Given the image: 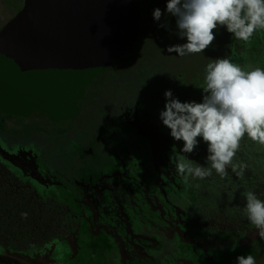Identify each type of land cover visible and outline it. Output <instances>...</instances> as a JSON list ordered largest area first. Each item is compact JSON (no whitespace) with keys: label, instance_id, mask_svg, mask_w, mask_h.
Segmentation results:
<instances>
[{"label":"flooded vegetation","instance_id":"obj_1","mask_svg":"<svg viewBox=\"0 0 264 264\" xmlns=\"http://www.w3.org/2000/svg\"><path fill=\"white\" fill-rule=\"evenodd\" d=\"M10 17H8V19ZM7 20H5L4 23ZM142 20L143 18H140L139 32L136 39L137 41H135L137 44V51L134 58H126L127 55L134 51L132 50V46L127 55L107 67L87 85L83 96L78 100V105L80 103H86V105H88L93 98H99V94L103 87L118 81L120 73L125 70L133 69L135 76L134 80L128 78L124 81H118L117 83H119V86L123 88L112 90L109 95H105V100H102V102L100 100L101 104L106 102V97H108L106 102L107 105L104 108L107 113L106 120L100 121L98 126L92 127V129L86 128L87 120L85 119L84 121H80V124H78V122H74L73 124L70 123L74 126L75 131L84 133L86 143L80 145L81 149L83 151L91 149L89 153L95 152L105 161L103 165L106 164V167L98 168L96 172H105V175L102 176L105 177L108 176V173L109 176H111V172H116L118 170V168H116L117 166H119L120 169L124 168V172H120L118 179L120 180L122 188L126 187L133 190V193L128 192V199L126 200V203L132 209L128 210L130 215L127 216L122 212V218L118 217L111 219L112 221L109 223L101 222L106 219L104 216V205L107 206L110 202L105 201L102 205L100 204L102 201L100 200V195L105 192L101 189L95 192L91 190V188L84 190V193L90 197V199L87 200L78 196L79 193L76 192L75 188L83 185H85V187L90 186L89 181L83 179V182H80L78 178L63 180L60 179V175L56 172H53V175L50 177L41 175V187L38 188L37 192H39V196L37 197V192H34V185L27 184L25 172H0V185L5 188L6 191L8 188L13 194V190L16 189V196L19 195L18 193L20 192H24L26 195H30L28 191L33 193L34 196L31 200H23V203L28 204L32 209L41 211V203L47 206L51 205V203H58L53 207L66 210L67 216L63 215L65 220L64 223H58L57 231L51 232L52 234L48 236V239L55 240L54 245L53 243L45 244L46 238L41 239V242H44L43 247L41 246V242L29 241V245L35 246L32 254L38 256L40 261H46L50 264H66V261L71 260L70 264L74 262L80 264L77 262L78 258L84 257V264H152L153 258L145 259L146 254L153 255L157 250L173 247V252L178 255V258H176L177 261L173 262L171 259H169V261L168 257L164 256L166 261L161 264H183L186 255L192 256L190 254V252H192V238L187 236L184 230L186 227H183V224H187L188 226L190 221L194 223L192 221L194 215L197 213L201 215V212L209 210L210 204L214 205V199H217L218 194L216 192L224 193L226 196L228 192L227 184H225L226 182H230V202L228 203L231 205V212L235 211V214H232L233 225L231 234L226 239V242H224V246L230 240H232L233 247L236 246L238 239L237 232L241 230L243 225L251 224L243 215V208L246 203L244 193L248 190L254 191L259 199L264 200V172H253L255 159L264 157V146L262 150L261 145H259L260 147L258 148L256 145L258 143L246 137L243 144L245 146L244 162L239 163V161H237L234 163L245 168L242 177L237 176L234 172H230L224 179H221L220 176L214 179L213 173L203 180L189 179L186 181L188 184H193L195 182L197 186H201L202 190H193L192 195H189L187 199L183 197L184 194L181 195L180 183H184L185 180L176 171L175 164L177 158L192 159L193 162L199 161L191 156V153L181 152L183 141H177L172 138L170 129L164 126L159 118V113L164 109L166 102L164 96L165 91L176 86L173 82L178 83L180 80L170 78L168 73L165 72V69L162 68L163 65L160 62H156L158 64L156 67H159V71H161L159 74L154 70L147 72L146 66H151L152 68V66L155 65L153 59L148 57L145 58L143 52L140 51L141 49L138 50V47H140L139 44L141 43L139 38L143 30ZM4 23H2V25ZM2 25H0V27ZM243 62L244 59H240L238 64L243 66ZM130 82H135L136 86H138L136 91L132 94H128V89L124 88V86L126 87ZM164 86L165 88L162 90L161 88ZM181 86L183 88L182 81ZM175 90L174 93L178 94L177 98L181 102L193 100L196 102L202 101V88L192 97H190L188 91L185 92L184 89L182 92H175ZM82 114L83 113H80V110H78L72 118H81ZM7 115L13 117H8L6 119L0 117V130L7 129V126H11L13 129L19 124L33 117L35 118L36 113L28 117L13 114ZM6 121L9 125L6 124ZM62 122L63 123L58 122L60 124L54 123V128L56 130L63 128L67 130L71 129L69 126L64 127V124H68L67 121ZM108 124L111 126L109 130H106ZM82 127L85 128L79 131ZM97 137L103 140L102 144H95V139ZM200 139L202 138H198L199 141ZM120 143L122 146L118 148L119 155L115 156L114 152L116 150V145H120ZM1 144L0 141V148L2 147ZM27 149H30V147H20L16 145L10 149V153L26 157V152H24V150ZM196 149L198 150V147L195 148V150ZM83 151L81 155L88 154L83 153ZM194 152L196 151H193V153ZM81 155L79 154V157ZM127 155L128 157L126 158ZM0 158L5 160L10 167H17L13 160L9 159L10 157L0 153ZM115 159H117L116 164ZM25 163H27V157ZM109 170H111V172ZM101 180L104 181L102 178ZM127 180H130V183L126 185L125 182ZM61 182L65 183L69 189L67 190V186L63 185ZM222 184L226 187H223ZM48 187L54 188L60 193V199H58V201L53 199L46 200L45 198L44 200L41 199V192L45 193ZM166 188L171 192H174V190L176 191L175 195L172 196L175 198L173 203L169 202L171 196L166 195ZM224 191H226V193ZM153 192L156 193V196L159 198V204L153 206V197L150 196L149 198L151 200L145 204L146 207L142 206V208H140V214L136 215L135 212L137 209L135 204L142 201L143 194H152ZM50 194L53 196L54 193L50 192ZM226 198L229 197L226 196ZM144 200L146 199L144 198ZM36 202H38V204H35ZM117 202H122V199L117 198L111 201V204ZM51 207L52 206H49V208ZM174 207L175 210H171ZM178 209H180V211H178ZM147 210H149V216L145 218L142 217L141 213ZM10 214L11 213H9V216ZM39 217L41 218V214ZM77 220L84 221V226L79 225ZM89 220H93L92 223H89ZM179 220H181V222ZM101 224L105 225L107 232L96 231ZM145 225L159 227L153 228L145 235L143 234ZM153 230L158 231V233ZM169 231L176 232V237L181 240L180 244L178 241L177 245L171 243L169 246V241H172V239H170L172 236ZM211 245L210 243L207 245V254L216 248L215 246L211 248ZM50 247H52L54 253L50 252ZM234 250H236V248ZM8 251L11 253L10 256L13 255V253L19 255V253L11 251V249ZM207 254L204 257H206ZM8 259L10 261L0 257V264H20L18 260L16 261L14 259V261H11L10 257ZM189 259L193 260V258ZM34 264L41 263L35 262Z\"/></svg>","mask_w":264,"mask_h":264},{"label":"rangeland","instance_id":"obj_2","mask_svg":"<svg viewBox=\"0 0 264 264\" xmlns=\"http://www.w3.org/2000/svg\"><path fill=\"white\" fill-rule=\"evenodd\" d=\"M21 1L22 0H0V25H2V23H4V21L7 20L8 17H10L16 10H18ZM166 4L167 0L154 1L151 13H153L155 8H160L162 11V16L159 21L154 20L153 15L151 16L152 20L157 22V24L155 25L153 32L151 31L149 33L145 45L142 48L145 52L143 56L145 58L148 57L153 59L155 66H152V68L151 66L146 67L150 68L151 71L154 70L157 74H159L161 71H159V67H156L158 66L156 62H160L163 65L162 68L165 69V72L168 73L170 78H173L172 75L176 71H180L182 73L183 89L185 92L188 91L190 97L196 95L201 90L200 86L203 85L205 67L207 63L214 60L215 58L228 57L237 64L240 59H244L243 66L251 65L252 67L264 68V31H257L254 33L250 43L245 44L243 41L236 40L235 37H233L225 27H218L217 29H214L215 40L213 41V44L205 49L204 52L190 54L191 56L185 55L183 57L178 56L175 52L169 53L168 46L178 43H185L186 38H181L178 35L176 18L166 12ZM162 24L166 26L161 27L160 25ZM188 56H190L191 59ZM150 70L148 71L151 72ZM117 82L118 81H115L113 84L111 83L103 87L101 93L99 94V98L92 99L89 104L85 106L84 113L89 112L87 116L83 113L81 118L74 119L73 121L80 124V121H84L85 119L87 120V124L85 126L86 128L92 129V127L98 126L100 117L99 114L104 111V108L107 105L106 102L108 97H106V102L101 104L100 100L101 102L102 100H105V95H109L112 90L123 88L120 87L119 83ZM124 88L128 89V94H132L136 91L138 86L135 84L133 88H131L130 84H127L126 87L124 86ZM164 88L165 86L161 89L163 90ZM169 89L172 90L173 88ZM175 92H178V90H175ZM74 122L71 123L73 124ZM6 124H8L7 121ZM72 124H69V128H71L70 130L61 132L54 128L55 124H50L49 126V123H47L45 120L36 117L19 124L13 129L11 126H7L5 131H0V141L2 143L0 153L4 156L10 157L9 159L13 160L18 171L25 172L27 184L34 185V192H37L38 188L41 187V175L50 177L53 175V172H56L60 175V179L63 180L78 178L80 179V182H83L82 179L89 181V187H85V185H83L81 187L75 188L76 192L79 193L78 196L84 198L85 200L90 199L89 195L84 193V190L88 188H91V190H94V192L99 189L105 191L100 195V200H102L100 204L102 205V203L105 201L110 202V204L107 206L104 205L103 209L106 219L102 220L101 222L109 223L112 221L111 219L118 217L122 218V212L129 216V208H127L124 203H126V200L128 199V192L133 193V190L126 187L122 188L120 180L118 179L120 172H124V168L120 169V167L117 166L116 168H118V170L116 172H111V170H109L111 172V176H109L108 173V176L105 177H102L105 175V172H96V169L106 167V164L103 165L105 161L102 160L95 152L81 155L83 150L81 149L80 145L86 143V138L84 133L75 131ZM65 126L67 125L64 124V127ZM109 126L111 125L109 124ZM85 127L80 128L79 131H82V129ZM42 128H46L45 130L47 131ZM245 137L249 139L247 135H245ZM245 137L240 142V148L234 157L233 163L237 161H239V163L244 162L245 146L243 144L245 142ZM95 141V144L98 145L102 144L103 140L100 137H97ZM16 145L20 147H30V149L24 150V152H26L27 163H25V156L21 157L17 154L13 155L10 153V149ZM256 145L258 148L260 147L259 144ZM120 146H122L121 143L120 145H116V150L114 152L115 156L119 155L118 148ZM197 147L198 150H194L196 152H192V155H190L195 157V159L199 161L198 163L203 165L205 162L206 164L207 144L202 139H200ZM79 154L81 155L80 157ZM127 157L128 155L126 158ZM260 158L264 159V157ZM115 160L116 164L117 159ZM230 172H232V170L229 167L228 173ZM213 174L214 179L218 178L219 175H217L214 170ZM101 178L104 181H102ZM125 183L127 185V183H130V180H127ZM229 183L230 182L225 183L228 187L226 196L229 198H226L224 193L216 192L218 194L217 199H214V205L210 204V208H208L209 210L201 212V215L198 213L194 215V218L192 219L194 223L190 221L188 226L187 224H183V227H186L184 230L187 236L192 238V252H190V254L193 255L192 258L197 264H206L211 260V256L209 255L204 257V255L207 254L206 249L208 248L207 245L209 243L212 244L211 248L213 246L216 248H223L224 242H226V239L231 234V228L233 225L232 216L235 214V211L231 212V205L228 203L230 202ZM62 184L65 185V183ZM222 185L223 187H226L224 184ZM180 188L182 191L181 195L184 194L183 197L186 199L189 195H192L193 190H202L201 186H197L195 182L193 184H188L186 181H184V183H180ZM66 189L68 190L69 187L67 186ZM168 190L169 189L166 188V195L171 196L169 198V202L173 203L175 198L172 196L175 195L176 191L174 190V192H171ZM7 191L0 185V234H9L22 248H24L22 244L28 245L29 241L41 242V239H48V236L52 234L51 232L57 231L58 223H64L65 220L63 215L67 216V214L62 211L63 209H59V207H53L58 203H51V205L48 204L49 206H52L51 208L41 203V211H36V209H32L30 206H28V204L23 203V200H31L33 198L34 195L31 191H28L30 195L20 192L17 196L16 189L13 190V194L8 188ZM50 192L54 193L53 196L50 194ZM224 192L226 193V191ZM36 195L38 197L39 192H37ZM40 196L43 200L44 198L46 200L53 199L56 201L60 199V193L51 187H48L45 193L41 192ZM150 196L153 197V206L159 204V198L156 196V193H145L143 194L142 201L135 204L137 209L135 212L136 215H139L140 208H142V206L144 207L145 204L151 200L149 198ZM117 198L122 199V202L111 204V201ZM144 198L146 200H144ZM35 204H38V202ZM9 213H11L10 216ZM40 214L41 218L39 217ZM141 216L144 218L146 216L148 217L149 210L141 213ZM92 221L89 220V223H92ZM179 221L181 222V220ZM77 223L81 226H84V221L82 220H77ZM155 227L159 226L145 225L143 228V234L147 235ZM96 231L107 232V228L104 224H101V226L97 228ZM156 232L158 233V231ZM169 233L172 236L170 238L172 241H169V246L171 243L174 245L181 243V240L176 237V232L169 231ZM172 249L173 247H168L167 249L165 248L163 250H157V252L153 255L146 254L145 259L153 258V262H151L152 264H161L162 262L166 261L164 256H167L168 260L171 259L173 262H175L177 261L176 258H178V255H176L177 253H174ZM244 249L245 247H243L241 251ZM13 251L17 252L18 250L14 249ZM241 253L242 252L237 251L230 253L228 255L230 264H236V258L237 256L242 255ZM14 259L16 261L18 260L22 262L23 264H34L35 262H40L41 264H50L46 261H40L37 256H31L28 258L19 255L18 257H12L11 261H14ZM255 259L256 264H264V248H258V256L255 257ZM193 260L185 259L183 264H190ZM70 262L71 260H68L67 264H70ZM77 262L84 264V257L78 258ZM72 264L77 263L74 262Z\"/></svg>","mask_w":264,"mask_h":264},{"label":"clouds","instance_id":"obj_3","mask_svg":"<svg viewBox=\"0 0 264 264\" xmlns=\"http://www.w3.org/2000/svg\"><path fill=\"white\" fill-rule=\"evenodd\" d=\"M166 12L176 18L178 35L186 38L185 43L168 46L169 53L181 57L204 52L213 44L218 27H225L245 44L254 33L264 31V0H167ZM152 15L159 21L161 9L155 8ZM200 88L201 102H181L170 89L164 93L166 102L159 118L172 138L183 141L181 152L192 153L198 138L207 144L206 164L177 158L176 171L185 181L203 180L213 170L224 179L229 167L242 177L243 167L233 163L241 140L247 135L264 146V68L218 57L207 63ZM244 196L243 215L264 238V200L251 190ZM236 264H256V259L251 254L239 255Z\"/></svg>","mask_w":264,"mask_h":264},{"label":"water","instance_id":"obj_4","mask_svg":"<svg viewBox=\"0 0 264 264\" xmlns=\"http://www.w3.org/2000/svg\"><path fill=\"white\" fill-rule=\"evenodd\" d=\"M140 11L137 0H23L0 27V110L73 117L87 85L131 50Z\"/></svg>","mask_w":264,"mask_h":264},{"label":"trees","instance_id":"obj_5","mask_svg":"<svg viewBox=\"0 0 264 264\" xmlns=\"http://www.w3.org/2000/svg\"><path fill=\"white\" fill-rule=\"evenodd\" d=\"M137 1L139 2L140 9H141L140 18H143V20H142V24H143L142 35L140 34V38H139V41H141V43L139 44L140 47H138V50L141 49L140 51H142L143 55H144L145 52L143 51L142 48L145 45V42L147 40L149 33L151 31L153 32L155 25L157 24V22L153 21L152 17H151L152 16V13H151L152 6L154 5L155 0H137ZM22 2L23 1H21L19 8L22 5ZM136 48H137V44L134 43L133 49H132L134 51L131 52V54L127 55L126 58H130V59L132 58L133 59L135 54H136V51H137ZM155 53H157V52H155ZM151 55H152V53H151ZM190 56H188V57L191 59ZM147 69L150 70V68H147ZM148 70H147V72H149ZM128 78L134 80L135 76H134L133 69H131V70L128 69V70L121 72L119 75L118 81H124L125 79H128ZM173 79H179L180 80L178 83L173 82L174 84H176V86H174L173 89L171 90L173 92V95L177 98L178 94H175L174 90L176 89L179 92L183 91V88L181 86L182 73L180 71H176L173 74ZM134 85H135V82H130L131 88H133ZM85 105H86V103H80L79 105H77V111L80 110V113H84ZM88 113L89 112H85L84 114H86V116H87ZM99 116H100L99 122L106 120L107 113L105 112V109H104V111H102L99 114ZM0 117L1 118L4 117V119H6L8 117H13V116L7 115L0 110ZM36 117H39V118L45 120L47 123H49V126H50V124H54V123H58V122L63 123L62 121H67L68 124H66V125L69 126V124L71 122H74L73 120L76 119V118L71 117V118L66 119V120L52 121L51 119L48 118V116L45 113H41V112L36 113L35 118ZM41 126H43V125H41ZM43 127H45V126H43ZM109 128H110V126L108 124V126L106 127V130H109ZM42 129L45 130L46 128H42ZM4 130H6V129H4ZM4 130H0V131H4ZM45 131H47V130H45ZM59 131H61V132L65 131L66 132L68 130L66 128H63V129H60ZM262 150H263V146H262ZM90 151H91V149H88L86 151H83V153H89ZM0 172H20V171H18L16 169V167H10L5 162V160L0 158ZM243 172H245V168L243 169ZM253 172H264V159L263 158L255 159V163L253 164ZM125 206L127 208L131 209L127 203H125ZM171 210H175V207L172 208ZM62 211L66 213L65 209H63ZM178 211H180V209H178ZM237 234H238V239H237V245L236 246L233 247L232 240H230L223 248L222 247L221 248H214L212 251H210L209 254H207V255L211 256V260L209 262H207L206 264H230V259L228 258V255L231 252H235V251L242 252L241 253L242 255L251 254L252 256L257 257L258 256V248H260V249L264 248V238H261L259 236L258 231L255 229V226H253L252 224L243 225L241 227V230H239L237 232ZM54 242H55V240H52V239H46L45 240V244L53 243V245H54ZM43 243L44 242H41L42 247L44 246ZM23 247L24 248H22L18 244V242L15 239H13L9 234L8 235H6L4 233L0 234V257L1 258H4L7 261H10L8 259L9 257L12 260V257H14V256L18 257L19 255H22L23 257H28V258L31 256H35L32 254V251L34 250L35 246H31L28 244V245H23ZM243 247H245V249L243 251H241ZM50 248H51L50 252L54 253L52 247H50ZM235 248H236V250H234ZM9 249H11V251H13L14 249H17L18 250L17 253H19V255H16L13 253V255L10 256L11 253H9V251H8ZM26 253H28V254H26ZM83 256H85V255H83ZM192 257H193V255L191 257L189 255H186L185 259H189ZM19 263L23 264L22 262H19ZM66 264H67V261H66ZM190 264H197V263H196V261L195 262L192 261Z\"/></svg>","mask_w":264,"mask_h":264}]
</instances>
